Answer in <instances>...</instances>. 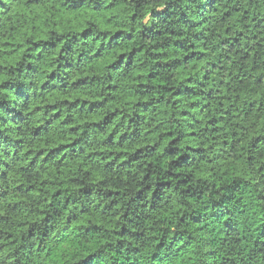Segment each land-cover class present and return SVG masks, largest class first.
<instances>
[{
	"label": "clouds",
	"instance_id": "9594fccd",
	"mask_svg": "<svg viewBox=\"0 0 264 264\" xmlns=\"http://www.w3.org/2000/svg\"><path fill=\"white\" fill-rule=\"evenodd\" d=\"M0 264H264V0H0Z\"/></svg>",
	"mask_w": 264,
	"mask_h": 264
}]
</instances>
